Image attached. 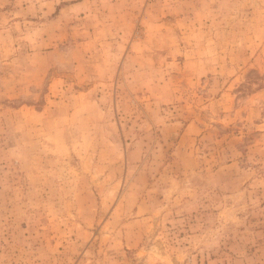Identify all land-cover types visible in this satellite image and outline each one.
I'll return each mask as SVG.
<instances>
[{
	"label": "rangeland",
	"instance_id": "obj_1",
	"mask_svg": "<svg viewBox=\"0 0 264 264\" xmlns=\"http://www.w3.org/2000/svg\"><path fill=\"white\" fill-rule=\"evenodd\" d=\"M0 264H264V0H0Z\"/></svg>",
	"mask_w": 264,
	"mask_h": 264
}]
</instances>
